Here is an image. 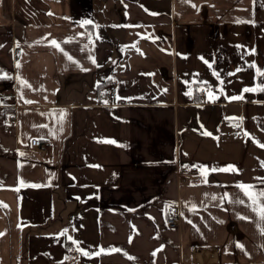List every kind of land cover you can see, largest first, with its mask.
<instances>
[{
	"label": "crops",
	"instance_id": "obj_1",
	"mask_svg": "<svg viewBox=\"0 0 264 264\" xmlns=\"http://www.w3.org/2000/svg\"><path fill=\"white\" fill-rule=\"evenodd\" d=\"M262 5L0 0V264H264L257 217L220 201L264 189V148L231 135L241 123L264 144V92L243 91L264 81ZM181 164L205 166L207 183L179 181Z\"/></svg>",
	"mask_w": 264,
	"mask_h": 264
},
{
	"label": "snow or ice",
	"instance_id": "obj_2",
	"mask_svg": "<svg viewBox=\"0 0 264 264\" xmlns=\"http://www.w3.org/2000/svg\"><path fill=\"white\" fill-rule=\"evenodd\" d=\"M182 3L185 2H189V0H181ZM192 7H196L195 4L191 5ZM264 6V5H262ZM153 15H155L154 13H152ZM49 15H51V13H49ZM242 22V21H240ZM86 24H92V21L89 20H85L81 22V26L86 25ZM45 39H47V37H45ZM68 41H65V43H67ZM49 46L54 47L58 50H60L61 52H63V54L65 55V57L71 61L74 64L78 65V62L75 61L73 59L72 56H69L67 52H64V50L61 48L60 42H58L57 40L53 39L49 42ZM92 63L95 64V60L94 58H92ZM205 63H207V61H205ZM16 67L19 68L20 64L17 63ZM209 67H211V65H209ZM254 67V65H253ZM82 71H87V69H81ZM237 71H241V69H237ZM259 74L261 75V77H264V71H260L258 70ZM0 78H10V77H5L4 75L0 74ZM217 78L219 79V76L217 74ZM19 81V84L21 85V88H31V85L23 80L20 77L16 78ZM221 85H223V81H220ZM260 91V92H264V81H262L261 84L257 85L255 88L252 87H246L243 89L244 92H254V91ZM189 95H191V93H188ZM208 96L209 99H214L212 92L209 90L208 92ZM21 99H23V96H21ZM117 99H120L119 97H117ZM231 99L233 100H239V99H243L242 96H233L231 97ZM24 103L26 104H32L34 103V101L31 100H24ZM105 103H107L105 101ZM64 117V114L62 113L60 116V119L62 120ZM236 119V118H233ZM236 127H239V124L234 125ZM41 127H47V125H41ZM205 135H211L210 133H205ZM246 136H249V138L253 139V142H255L257 144V146L264 148V144L260 143L259 141H256L254 137L251 136L250 133H245ZM112 142V141H109ZM21 155H23V153H21ZM262 167H264V164L261 165ZM193 167H197L198 170L201 172L202 176L205 177V183H207V172L208 169L205 166H193ZM211 171L215 172V171H223V172H228V171H237V169L234 166H227L226 168H221V169H215L213 168ZM261 180V184H264V178H258ZM236 187L240 190V192L243 194V197H245L246 199L243 198H229L228 194L225 193L223 196L220 197V201L223 203L224 201H228L231 204H239V205H244L245 207H247L253 214L255 217H257V227H258V231L260 232L261 235H264V189H258L253 185H245L243 183L237 184ZM212 200H216L217 197L212 196L211 197ZM192 209L195 210V205H192ZM238 219L240 220H247L249 219L248 217L245 216H239L238 215ZM220 223H223L222 221H219ZM62 235L67 236V230H65ZM69 240H72V238L69 236L67 237ZM73 244L77 245V250L78 251H82L79 249V242L72 240ZM236 247L240 248L243 251V245L237 243ZM83 255L87 256L89 255V253L87 252H83ZM153 255H155V253H153ZM130 259H133L132 257H129Z\"/></svg>",
	"mask_w": 264,
	"mask_h": 264
},
{
	"label": "built area",
	"instance_id": "obj_3",
	"mask_svg": "<svg viewBox=\"0 0 264 264\" xmlns=\"http://www.w3.org/2000/svg\"><path fill=\"white\" fill-rule=\"evenodd\" d=\"M16 52H20V49H17ZM206 89L204 87H200L198 89L199 96L203 97ZM99 97L106 101L112 102L116 96V83L113 80L108 81L103 87L99 89L98 92ZM240 126H233L231 135L237 138H246L244 126L241 123H237ZM236 125V124H235ZM31 147L37 150H45L48 148L49 143H42L39 139L34 138L30 142ZM177 178L179 181L187 182L189 184H200L202 181V176L197 167H193V165L181 164L177 169ZM180 219V208L177 204H171L166 207V219L165 224L168 228L177 227ZM78 254L75 248H70L67 252L69 257L76 256Z\"/></svg>",
	"mask_w": 264,
	"mask_h": 264
}]
</instances>
